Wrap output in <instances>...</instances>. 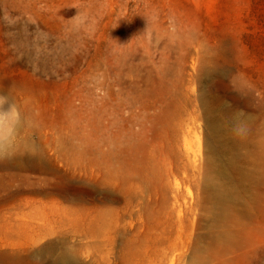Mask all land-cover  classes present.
<instances>
[{"label":"rangeland","instance_id":"1","mask_svg":"<svg viewBox=\"0 0 264 264\" xmlns=\"http://www.w3.org/2000/svg\"><path fill=\"white\" fill-rule=\"evenodd\" d=\"M23 4L13 0L15 18L25 8L26 34L18 37V21L7 64L0 49V84L14 90L26 111L35 114L24 115L22 131L35 129L31 141L44 156L48 173L25 177L8 195L34 187L50 193L32 196L27 205L13 209L16 223L22 224L1 233L8 244H0V254L7 255L0 264H264V0ZM78 11L86 17L79 27L71 20ZM20 61L28 65L18 68ZM202 94L215 115L231 109L237 116L225 132L237 142L235 155L216 158L236 166L229 182L236 195L230 216L241 219L245 205L244 226L228 230L208 202L200 216L194 203L205 197V175L193 169L188 178L185 171H151L150 202L139 200V192L124 180L120 197L99 216L88 205L66 198L73 191L90 199L84 194L87 167L68 166L55 155L70 149L67 136L91 135L93 104L101 106L121 135H149L146 139L158 154L169 146V135H185L191 156L202 159L212 140ZM186 106L190 119L180 131ZM231 114L224 118L230 121ZM182 154L186 159L185 150ZM28 182L37 184L26 187ZM5 186L0 179V207L6 203ZM133 198L134 204L121 211L126 199ZM193 204L195 226L186 228L181 209L187 212ZM198 233L203 234L200 243Z\"/></svg>","mask_w":264,"mask_h":264},{"label":"bare ground","instance_id":"2","mask_svg":"<svg viewBox=\"0 0 264 264\" xmlns=\"http://www.w3.org/2000/svg\"><path fill=\"white\" fill-rule=\"evenodd\" d=\"M24 1L25 0H20L21 4H23ZM18 13L19 18H15L13 0H0V49L2 51V58L6 60V64L12 55L11 45L12 42L16 40V34L13 32V28L18 25V21L21 25L18 37L23 38L26 34L25 8H22ZM15 65L18 68H24L28 65V62L24 63L20 61L16 62ZM0 92L11 95L18 105L22 117L27 113V118L35 115L29 110H27L28 112L26 111L27 107H23L20 96L14 90L8 89L5 83L0 84ZM200 102L204 106V119L212 139L210 142L206 143L205 156L202 159H198L196 154L194 158L191 156L192 145L185 135H169V142H166L169 146L164 148L162 154H158L154 146L146 139L149 135H121V130L117 129L112 121L104 117L101 106L98 104L96 105V103L93 104L91 135L85 137L77 135L67 136L64 141L70 146V149L68 147L61 148L56 155L54 154L56 159L61 160L68 166L78 167L80 165L88 169V189L84 194L89 196L90 199L86 200L85 197L79 195L78 192L73 191L70 192L71 195L66 193V198H71L76 201L78 205H88V209H90L92 213L97 212V216H99L104 211H108L110 203L116 201L120 197L124 189V180H128L129 183L131 182V187L139 192V200H148L150 202L154 199V194L147 184L151 171L161 168V170L169 175L185 171V177L188 178L190 176L189 170L193 169L205 175L202 185V187H204L205 197H201L194 203L197 205L196 208L199 210L200 216L203 213L204 205L208 202L210 204L209 209L215 214L216 218H223L225 225L228 226V230L237 225L242 224V226H244L245 223L243 220L248 211L245 205H243L241 219L234 220L232 214L230 216L232 205L236 200V195L229 188V182L233 179L236 166L227 164L222 165L218 158H216V156L224 157L225 155L232 157L235 155L232 153L234 148H237V142L228 139L225 136V132L227 127L230 126L229 124L233 125L237 123V116L235 112L232 113L231 109L224 113V115L232 113L230 121L224 118V115L221 113L219 116L215 115L213 111L207 107L204 94L201 95ZM188 110L189 106H186L181 115L183 116V120L180 118L182 124L177 126L180 131H183V122L190 119L187 118V116L190 115ZM223 110L224 108H222V111ZM99 111L101 113H99ZM34 135V128L29 127L22 131L21 126L19 134V138L21 136V141L18 140L15 153L7 157H0V179H3L6 185H8L5 186L4 189V192L7 193L6 203L0 207L1 245L8 244V238L3 237L1 233H3L4 230L16 229L19 224H22L16 223L15 216L18 212H13V209H17L22 205H27L32 200V198H30L32 196L50 193L49 191L34 187L31 189H18L15 192L12 191L11 195L13 196L10 195L11 200L8 195L11 186L19 187L25 177L31 178V174L46 175L48 173V165L44 156L36 149L34 141H31V137H34ZM38 136L42 138V135ZM138 147L145 151V157L142 158L138 155ZM182 150H185L187 154L186 159L183 158ZM27 151L30 154H28ZM142 162L144 166H142ZM140 172H146V174L142 175ZM216 173L224 175L225 178L227 177L228 182H221ZM41 175L35 177H42ZM10 178L13 179V182H11L12 180H10ZM37 179L41 181L43 178ZM201 182L203 181L198 180L197 185H201ZM36 184L37 182H28L25 186L28 187ZM177 185L178 188L176 192L178 193L181 188L176 182V186ZM9 202L12 205H10ZM165 202H167V200L164 201V203ZM13 203H15V205H13ZM133 204L134 198L129 200L126 199L121 211L124 212V208L127 210V205L131 206ZM194 204L187 207V212H183L181 209L182 214H180L179 218L182 223H185L186 228L188 226H195V223L192 221V211L195 209ZM201 237L203 239V234L198 233L196 243L202 241ZM220 238L222 237L220 236ZM5 255L4 253L0 254V259L5 257Z\"/></svg>","mask_w":264,"mask_h":264},{"label":"clouds","instance_id":"3","mask_svg":"<svg viewBox=\"0 0 264 264\" xmlns=\"http://www.w3.org/2000/svg\"><path fill=\"white\" fill-rule=\"evenodd\" d=\"M71 20L77 27L86 23V17L79 11ZM22 123L26 124L27 118L22 117L11 95L0 94V157L10 156L17 150Z\"/></svg>","mask_w":264,"mask_h":264}]
</instances>
